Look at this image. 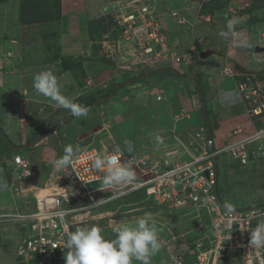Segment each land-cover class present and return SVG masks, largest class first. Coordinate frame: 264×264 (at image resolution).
<instances>
[{"label": "crops", "instance_id": "1", "mask_svg": "<svg viewBox=\"0 0 264 264\" xmlns=\"http://www.w3.org/2000/svg\"><path fill=\"white\" fill-rule=\"evenodd\" d=\"M20 1L0 0V140L5 144V149L7 145L14 154L29 161V189L33 188L35 194L41 195L58 188L57 184L51 182L55 175L51 161L61 156L64 146L69 144L79 145L80 148L95 147L89 141H80L85 138V132L93 131V127L98 128L101 123L109 122L119 130L120 136L123 121L131 119L144 132L138 131L134 135L139 143L135 145L136 152L132 148L131 152L135 153L129 154H146L142 156H153L150 157L153 159L158 156V161L164 159L169 164L187 156L185 146L192 137L193 129L205 125L204 108L210 123L213 118L217 119L218 127L211 130L217 136L233 125L237 128L247 126L241 103L240 112L230 118H220L219 112L213 113L209 108L212 99L222 100L232 95L225 92L232 91V83L234 88L233 79L223 73L230 63L224 55L225 47L233 35L223 45L220 35L229 21L235 22L229 10L230 0L220 8L213 7V2L208 0H141L157 16L168 52L185 59L182 62L167 60L154 67L129 69L121 67L117 54L125 46L116 42L118 38L114 26L111 23L110 27L106 26L109 17L112 22L110 11L113 5L110 2L113 0H38V12H45L42 22L35 23L38 33L34 25H21ZM116 1L118 6L114 8H119L127 0ZM237 22L234 31L241 40L246 41L241 42L244 44L236 51V61L247 71L255 70L260 66L257 62L258 52L253 50L257 46L256 40L239 31ZM204 23L216 36L207 37L208 31L203 32L199 28L195 31V26ZM96 26L101 28L96 29ZM93 32L98 36H94ZM203 51L207 53L201 57ZM250 61L255 66L249 69ZM170 62L187 64L188 70L179 71L171 67ZM46 68H53L61 78L65 95L81 104L93 98L94 101L86 105L91 110L104 103L108 106L119 101L128 104V111L115 122L104 113L97 115L95 111L77 120L66 110L55 107L50 100L37 94L32 87L34 74ZM92 76L98 78V84L91 79ZM121 76L123 80H119ZM85 77L88 78L86 83L83 81ZM111 86L113 89L109 93L107 91ZM119 90L121 94L116 96ZM123 94L126 96L121 97ZM157 94L161 95L160 99L156 98ZM114 97L115 101L112 99ZM37 106H40L39 109L46 106L45 109L49 111L46 116L40 117L33 113L32 121L27 117L28 107ZM198 112H201V117ZM47 123L51 125H43ZM175 125L178 132L173 131ZM38 128L41 133L33 138ZM149 132L154 133L152 145L160 149L158 155L149 151L152 148L144 140ZM156 135L163 138V143L156 142ZM128 141L131 143V139ZM122 142L125 144V140ZM112 145L111 142L103 144L106 149L114 150L116 147H109ZM177 145L183 147L182 152Z\"/></svg>", "mask_w": 264, "mask_h": 264}, {"label": "built area", "instance_id": "2", "mask_svg": "<svg viewBox=\"0 0 264 264\" xmlns=\"http://www.w3.org/2000/svg\"><path fill=\"white\" fill-rule=\"evenodd\" d=\"M110 4L113 5L110 12L118 38L116 42L125 46L122 51H117L121 67H154L167 60L184 61L183 56L181 58L168 52L157 16L147 4L144 5L141 0H127L119 8H114L118 6L116 0ZM235 12L230 8L231 14ZM255 40L256 45L264 48V29L256 34ZM245 41L246 39L241 40L234 31L231 42L225 47L224 55L230 63L223 73L233 79L234 90L242 101L247 126L237 128L233 125L220 136H214L212 149H208V142L203 135L204 128L199 126L185 146L189 159L177 160L166 167H161L158 163L149 164L150 161L143 157L120 153L121 160L133 166L141 186L135 189L122 186L113 192L99 188L98 178H102L104 173L91 166L92 160L98 153L104 152V148H80L74 156V167L66 172L54 171L58 178L68 180L66 184L55 183L59 186L58 190L36 197V207L29 212L0 213V222L18 218L31 223L30 234L19 243L17 251V255L26 260L25 264H65L62 255L68 252L65 243L74 224L86 220L92 210L104 204L99 203V200L110 202L137 191L151 194L154 201L160 204H211L212 210L214 208L216 212L217 224L227 223L224 207L215 190L216 163L222 156L228 155L240 165L260 163L264 170V52L257 53V62L260 64L257 69L246 73L236 71L233 68V63L237 62L236 51L244 44L241 42ZM156 98L160 99L161 95L157 94ZM13 164L19 177L30 176L28 160L15 155ZM105 193L109 195L104 196ZM233 219V228L238 229L253 222H264V204L249 209H237V215ZM250 236L249 233L248 237ZM255 257L262 264L264 247L256 251Z\"/></svg>", "mask_w": 264, "mask_h": 264}, {"label": "rangeland", "instance_id": "3", "mask_svg": "<svg viewBox=\"0 0 264 264\" xmlns=\"http://www.w3.org/2000/svg\"><path fill=\"white\" fill-rule=\"evenodd\" d=\"M249 2H251V0H230L229 10L232 8L236 11L234 14H231V17L233 16L235 22L236 20L238 21L236 24L237 29L247 33L252 40H255L257 32L264 29V1L262 3H257L255 8L248 12L245 8L250 5ZM107 21V27L110 23L111 26H114L113 21L110 22V17ZM207 26L206 23L203 25L200 24V26L197 25V27L195 26V31L199 28L200 31H208L207 37L211 35L216 36L215 32L210 31ZM35 32H39L37 28ZM40 33L42 34L41 31ZM93 35L98 36L94 34V32ZM225 41L226 39L222 37V45ZM169 65L179 71L188 70L187 64L180 65L175 62H170ZM254 66L255 63L250 61L248 68L250 69ZM92 77L91 79H94L95 83L98 84V78L95 76ZM86 79L88 78H83L85 83ZM121 79L123 80L122 76L119 80ZM87 82L88 84L91 83L90 80ZM233 90L232 83V91H225L230 92L232 95L226 96L222 98V100L212 99V104H209L210 110L213 113L219 112L220 118H230L240 112L238 109L240 103L242 105V101L236 92V95L235 93L233 95ZM120 94L121 92L119 90L116 96ZM124 96L126 95L123 94L121 97ZM112 99L115 101L116 98L114 97ZM118 102L108 104V106L105 103L103 104L105 106H95L93 110L90 109V112L95 111L97 115L100 112L104 113L105 116L109 117L108 119L115 122L118 120L119 116H122V113L124 114L128 111L127 103ZM45 107L46 106H44L43 109H39L40 106H37V108L28 107V119L30 118L33 121V113H37L39 117L40 115L46 116L49 110L45 109ZM194 109L196 110V108ZM198 111H200V105L198 106ZM55 112H58V110H55ZM198 115L201 117V112H198ZM100 125L102 129H100ZM100 125L98 128L97 126L93 127V131L85 132V138L80 142L87 143L89 141L95 146H101L104 143L106 144L108 142L109 144L111 142L114 146H109L110 148H115L117 147L116 145H119L122 153L129 154L127 146L123 144L122 140L128 141L131 139V145L134 144L132 147L133 151L136 152L137 147L135 145L139 142L135 139L136 137H134V135H136L138 131L139 133L144 132V130L139 128V125L136 127L131 119L123 121L122 126H120L122 128V135L120 134V136L117 132L119 130L113 127L109 122L108 124L101 123ZM175 127L173 131L178 132L176 125ZM147 134L149 136L144 140L146 144L152 148L149 149V151L158 155L160 149L152 145V136L154 133L149 132ZM4 146L5 144L3 145L0 140V212H29L35 207L31 195L34 189H29V180L22 179V177H19V172L14 170L11 162L14 153L12 150L5 149ZM177 146L178 150L182 152L183 147L180 145ZM21 153L23 154V152ZM142 155L135 157L144 158ZM150 157H146V159L150 161L149 164L158 163L159 166H162L166 162L164 159L158 161V156H156V159ZM219 163L217 188L223 204H225V202H230L237 209H242L257 206L264 202V170L260 163L240 165L228 155H224L222 159L220 158ZM52 179L51 182L53 184H61L62 182L66 184L68 181L63 177L58 178V176L55 175ZM111 201L97 206L90 212L86 220L74 224L72 231L77 227L96 225L103 228L106 235L111 236V229L115 224H133L138 218L147 213L153 217V221L158 227L161 243V249L159 253L152 258L151 264H259L255 254L260 248L251 247L249 244L251 236L248 237V234L250 233L251 235V231L257 226L258 222H253L251 225L245 226L242 229H238V227L226 229L225 224H217L215 220L216 212L214 208L212 210L211 204H204L203 202L198 203L196 206L190 203L179 206H174L169 203L160 204L158 201H154L151 194L146 195L144 192H139L131 196L118 197ZM117 216H119V218H117ZM30 226L31 223H28L25 219L19 220L18 218L8 223L0 222V264L27 263L26 260H23V256L17 255V251L20 245L19 243L30 234ZM231 234L233 238H231ZM176 238H180L177 251L174 247V240ZM66 254L62 255V260L65 264L64 257ZM259 259L261 260V258ZM135 264H138V262H135ZM262 264H264V261Z\"/></svg>", "mask_w": 264, "mask_h": 264}, {"label": "clouds", "instance_id": "4", "mask_svg": "<svg viewBox=\"0 0 264 264\" xmlns=\"http://www.w3.org/2000/svg\"><path fill=\"white\" fill-rule=\"evenodd\" d=\"M234 25V21H229L226 25V30H222L220 35L225 39H228L234 34ZM67 75L68 74L66 73L65 76L67 77ZM32 87L37 94L50 100L55 107L66 110L77 120L85 118L89 115L90 108L88 106L78 103L68 95L64 94L63 89L65 85L61 78L56 75V72L53 68H46L36 72L33 76ZM200 126H203L204 130L206 129L204 124ZM196 129H198V127L193 129V133ZM214 136H216V134L214 135V133H211V149L213 148L212 138ZM204 138L208 142V137L206 138L204 136ZM155 140L157 143H163V138L159 135L155 136ZM125 145L127 146V151L131 152V143L129 141H125ZM101 147L104 148V152L98 153L91 162V166L94 170L103 171L104 173L102 178H98L100 179L99 188L101 190H111V192H113L114 189L122 186H131L133 189L140 187L141 185L133 166L130 163L123 162L121 160L120 153L122 155L131 154L122 153V150L119 146H117L114 150L106 149L103 145H101ZM208 149L210 148L208 147ZM79 151V145L73 146L69 144L64 146L63 154L51 161L54 171L57 173L66 172V170L69 168L74 167V156ZM15 155L19 154H14L12 156V164L13 157ZM183 159H189V156L187 155ZM219 162L220 160L216 163L217 182L220 165ZM174 163L169 164L165 162V164H163L161 167H166ZM13 167L15 170L14 164ZM30 177L31 176L22 179L28 180ZM217 182L215 185V190L226 214L227 223L225 224V228L231 229L235 224L233 218L237 215V208L230 202H225V204H223L218 193ZM54 190H58V188L48 190L43 194L52 192ZM43 194H35L34 190H32L31 195L35 207L36 197L42 196ZM99 203L106 204L109 202L107 200H99ZM262 204H264V202ZM251 207L242 209H249ZM62 218L63 215L61 216V219ZM10 221L1 223H8ZM111 234V236L106 235L103 228L96 225L77 227L74 231L69 232L65 243V247L69 250L64 257L66 264H135V262H138V264H151L152 258L155 257L161 249L158 227L153 221V217L147 213L138 218L133 224H115L111 229ZM249 244L251 247L255 248L264 247V222L258 223L257 226L251 231Z\"/></svg>", "mask_w": 264, "mask_h": 264}, {"label": "trees", "instance_id": "5", "mask_svg": "<svg viewBox=\"0 0 264 264\" xmlns=\"http://www.w3.org/2000/svg\"><path fill=\"white\" fill-rule=\"evenodd\" d=\"M37 1L38 0H33L32 2L31 1H28V0H21L20 1V7H19V21L21 23V25H29V26H33L35 28H38L36 27L35 23H41V19L43 17H45V12L44 11H39V7H37ZM209 2L212 1L213 2V7L215 8H220V7H223V6H226L227 5V2L229 0H208ZM264 0H251L250 2V5L247 6L245 8L246 11L250 12L252 11V9L255 8V5L257 3H262ZM47 15V14H46ZM50 16H51V13H50ZM97 28H101V27H97ZM113 89V87L111 86L109 88V90L107 92H111ZM93 98L91 99H88L87 101L83 102L82 104L83 105H87L89 104L90 102H93ZM103 102V101H101ZM44 126L45 125H51V124H43ZM41 132H40V128H38V130H36V133L34 134L33 138L37 137V135H39ZM204 136L207 138V133H206V129L204 130ZM6 149L7 150H10L9 149V146L6 145ZM139 192H143V191H137V192H133V193H130L126 196H131V195H135Z\"/></svg>", "mask_w": 264, "mask_h": 264}, {"label": "water", "instance_id": "6", "mask_svg": "<svg viewBox=\"0 0 264 264\" xmlns=\"http://www.w3.org/2000/svg\"><path fill=\"white\" fill-rule=\"evenodd\" d=\"M253 50H254V52H264V48L259 47V46H255ZM206 53L207 52H204V51L201 52V57H204L206 55ZM233 67L238 72H241V73L248 72L244 67H242L238 63H234ZM195 78H197V75H195ZM123 84H125V83H123ZM117 87H118V85L115 86L113 92L115 91V89H117ZM199 89H200V87H199ZM200 92H201V90H200ZM203 111H204V122H205V126H206V133H207V137H208V147L211 149V145H212V141H211V130L212 129L215 130L218 127L217 119L216 118H213L212 121H211V123H210V120H209V117H208L206 108H204ZM107 195H109V193H105L104 194V196H107ZM117 218H119V216H117ZM179 244H180V238H176L174 240V247H175V250L176 251L179 248Z\"/></svg>", "mask_w": 264, "mask_h": 264}, {"label": "bare ground", "instance_id": "7", "mask_svg": "<svg viewBox=\"0 0 264 264\" xmlns=\"http://www.w3.org/2000/svg\"><path fill=\"white\" fill-rule=\"evenodd\" d=\"M28 222V221H27Z\"/></svg>", "mask_w": 264, "mask_h": 264}]
</instances>
